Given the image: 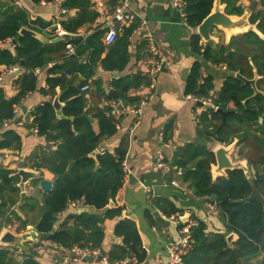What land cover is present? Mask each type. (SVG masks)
<instances>
[{"label":"trees","instance_id":"obj_1","mask_svg":"<svg viewBox=\"0 0 264 264\" xmlns=\"http://www.w3.org/2000/svg\"><path fill=\"white\" fill-rule=\"evenodd\" d=\"M37 4L42 1L30 0ZM186 22L196 27L211 11L214 0H184ZM239 0H220L225 4L227 14L241 15L244 7L237 4ZM261 9L251 12L249 21L256 23L257 29L264 35V0H259ZM66 11L75 9L73 17L61 20V26L68 32H75L85 23H91L97 12L91 9L90 0H64L61 4ZM47 22L39 18L31 19L29 12L14 4L13 0H0V42L14 38L16 42L13 52L9 47L0 46V65L24 61L25 72L16 79L18 92L15 96L6 98L0 88V124L9 118L13 104L28 91L36 87V77L33 70L46 65L65 49L63 41L42 42L29 34H19L21 27L38 33H43ZM103 30H93L82 41L80 37L71 39L75 44V55L88 54V60L83 63L74 61L70 64H54L50 71H78L91 77L93 69L100 65L103 70L121 71L126 65L128 55L125 44L114 47L104 58L100 55L104 49L101 42ZM243 42L250 46L245 52L234 44L232 38L228 45L211 46V41L205 45L199 44L200 36L192 35V44L195 53L213 63H225L230 74L224 79L220 91L213 98V102L223 110L229 111L226 115V124L218 128L221 116L212 109L204 110L199 122L202 125L204 136L225 144L238 137V142L247 137L246 131L239 135V124H257L264 115V96L261 93L253 94L249 84L234 76V72L250 76L251 65L247 61L250 54L253 68L264 80V40L255 32L237 34ZM115 49L120 53L115 55ZM245 60V61H244ZM200 62L195 60L186 83V93L198 97L208 96L212 90V81L209 76L199 82ZM141 76H124L115 78L111 82V89L105 92L99 79L93 80L95 86L92 98L95 105L84 110V94L80 92V85H72L64 76L49 77L47 79L48 93L55 95L54 88L58 85L61 92L58 99L64 102L61 109L62 118L57 119L51 102L47 101L38 106L34 112L33 123L41 135L50 140H58L56 148L44 152L36 168L44 167L53 175V188L42 198L41 214L34 223L36 231L48 234V240L64 248L74 245L80 247L100 248L103 239L101 223L106 218L120 215L121 208H108L109 199L114 198L122 185V160L127 149V141L122 139L114 152L96 154L90 153L106 138L116 131V119L110 114V100H121L124 104L138 102L136 96H130L129 90L142 83ZM229 104L233 107L230 108ZM97 120V130L92 127V120ZM55 133L52 135L51 133ZM18 136L14 129L8 128L0 134V148L9 147ZM214 154L206 146L185 144L180 147L173 157L177 168L186 169L182 173L185 180L190 181L195 195L213 200L219 211L218 218L225 230L223 232L209 231L202 220L190 227L191 246L183 256L182 264H264V171H258L252 181H248L241 169L227 170L225 176H217L212 180L210 164L214 163ZM264 164V157L262 158ZM193 164V165H192ZM12 170L0 167V218L5 216L9 209L8 202H15L19 197V188L15 186L18 176L11 175ZM15 195V198L11 196ZM83 198L84 203L96 210H103L98 215L90 212H72L62 220L57 218L70 200ZM16 199V200H15ZM35 198L28 197L19 204L22 212L35 206ZM167 215L177 211L173 206L169 210L163 209ZM12 216H15L12 212ZM72 224L68 225V221ZM59 223L57 228L55 224ZM25 227V222L22 225ZM19 231V230H18ZM234 233L236 239L229 244L226 235ZM113 233L122 238L121 244H113L107 252L109 263H116L133 257L135 263H142L146 259V251L142 246L136 224L124 218L119 220ZM0 264H16L11 253L5 246L0 245ZM19 264H40L33 256H27Z\"/></svg>","mask_w":264,"mask_h":264},{"label":"crops","instance_id":"obj_2","mask_svg":"<svg viewBox=\"0 0 264 264\" xmlns=\"http://www.w3.org/2000/svg\"><path fill=\"white\" fill-rule=\"evenodd\" d=\"M2 1L8 2V0ZM14 1L17 2V4L14 3L16 6L24 8L29 12L31 19L39 18L43 22H47V26L42 29L43 33H41L48 39L47 42H52V39L58 37L61 40L57 41H63L65 44L75 37H80L83 41L93 30H103L104 34L101 37V42L104 49L100 58H104L114 47L125 44L128 59L121 71H106L100 65H97L93 69L91 77L85 79V76L78 71H50V68L54 64L67 63L72 65L74 61L83 63L88 60L87 53L82 56L75 54L66 56L63 51L62 55H56L46 65L36 67L33 70L36 77L35 89L28 91L17 103L13 104L11 116L3 120V122L11 120L8 128L14 129L18 138L9 147L0 148V167L12 170L11 175H15V172L22 164L23 168L38 172L39 177L28 180L25 183V195L22 200L20 196L21 190L17 185L20 180L18 177V182L15 186L19 188V197L14 203L8 202L9 209L6 211L5 216L0 218V232L4 228L9 227L14 232L36 230L34 223L41 214L42 198L45 194L49 193H45L40 189L39 181L43 178L50 180L53 186L54 175L44 167L36 168L35 163L38 162L44 152L47 153L54 150L59 141L50 140L46 135L39 134L36 125L33 123L36 108L47 101L52 103L54 97L61 92L60 86L57 85L54 88V96L48 93L47 79L49 77L61 75L67 81L70 80L72 85L78 86L81 84L82 86L87 84L89 86L88 90H80L84 94V110L95 105V100L92 98L95 86L92 81L97 79L101 82L103 90L107 92L111 89V82L115 78L136 75L142 77V83L137 87L131 88L128 92L130 96H136L139 99L138 102L135 104H124L121 100H110L107 104L111 107L112 102H120L125 107H134L141 100L146 99L139 123L134 128L132 126L135 116L130 111L125 109L119 114L113 115L116 119L115 133L104 139L95 148L102 147L105 152L112 154L121 140L125 139L127 141V149L122 163L124 161L130 171L128 175H124L122 170V185L114 198L109 199L106 205L108 208L120 207L121 213L114 218H106L101 223L103 228L101 246L100 248H91L99 249L100 256L92 257V260H83L81 263H75L72 261L74 253L71 252V248H64L48 239L44 241L29 240L23 243L22 248L5 246L9 253L12 254L15 263L19 264L23 258L30 255L40 264H104L102 257H107V252L111 246L122 243V238L115 236L113 230L115 224L124 218L135 222L142 246L147 254L146 259L139 264H167L166 248L169 243H174L178 239L177 225H189L194 221L197 224L198 220H202L206 223L209 231L223 232L225 228L218 216L213 217L206 214V203L213 200L195 195L190 181L185 180L182 176V173L187 170L177 168L174 165V153L188 143L203 145L212 151L216 144L230 145L235 142L230 157L236 161L242 160L247 162L251 178L250 180L246 179L252 181L258 171H264V164L262 162V158L264 157V115L258 120L259 124L263 123L261 127L257 124L250 126L245 123L239 124L238 134L242 135L244 131L247 133L244 141L238 142L236 135L231 143L225 144L213 139H207L204 136L199 117L204 110L211 108L199 105V102H196L193 98L196 95L186 93V83L192 65L195 60L200 62L199 70L201 77L199 82H202V78L204 77L209 76L211 78L212 90L209 91L208 96L202 97L211 96L212 100L220 91L224 79L230 72L225 63H213L195 53L192 35L197 34L196 27H191L187 24L181 14L171 5L170 0H132L131 8L135 14L134 19L125 25V28L118 33L113 43L106 44L104 42L105 25L110 21L114 0H90L91 9L97 12V16L93 22L83 24L75 32H68L61 26V20L73 17L76 11L75 9L68 11L62 9L61 4L64 0L42 1L37 4L32 3L30 0ZM250 3L251 0H239L237 2L238 5L241 4L244 8H248ZM259 9H261V6L259 0H256L253 11ZM140 18L145 23L143 29H137L140 21H142ZM52 23H57L65 31V34L58 36L55 32L57 25H52ZM215 29L217 28L211 31V35L214 38L210 40L213 48L221 44L228 45L232 38L235 45H238L245 52H249L251 45L247 46L241 39V36L235 34L227 37L223 30ZM146 33L153 39L157 54L163 59V67L157 74V84L153 90L149 87L147 71L152 58L156 56H153L149 50L148 41L145 38ZM205 43L200 37L199 44L205 45ZM15 44L14 38H8L0 42V46L9 47L11 52H13ZM114 53L116 55L120 51L115 49ZM250 56V54L247 56V61L251 65V72L247 70V73L251 74L248 77L242 75L248 79L254 76L253 69H255L253 68ZM20 62H14L20 65V70L13 75L6 76L0 82V88H2L6 98L13 97L18 92L16 79L25 72V68L21 66ZM5 65L7 64L0 65V68ZM114 72H117V74ZM66 74H69L70 77L66 76ZM255 84L260 91H264V80L261 75H258ZM59 102L60 111L57 112L54 109L57 119L63 117L61 109L64 102L60 100ZM15 106L19 109L17 115L13 114ZM229 106L230 108L233 107L232 104H229ZM217 123L219 125L221 119ZM97 125V120L93 119L92 127L94 130L98 129ZM160 133H162L163 141L169 140L175 144L177 147L176 151L162 145L163 141L161 140ZM51 134L54 135L55 133ZM199 138L205 139L207 144L198 143L196 140ZM251 149L255 154L253 158ZM159 152H162L165 157L166 168L157 169L155 167V158ZM214 164L215 162L210 164V173ZM172 178L178 182V186L170 184ZM31 196L36 199L35 206L27 208L26 213H24L20 210L19 204ZM11 197L15 198V195ZM170 206H173L177 211L167 215L163 209L169 210ZM83 211L98 215L103 212V210H96L83 202V204L76 208L68 210H66L65 206L59 211L60 215L57 218L62 220L68 213H80ZM12 212H14L15 216H12ZM175 214L184 223L180 224L178 220L170 219V216ZM24 222L25 227H22ZM58 224L56 223L54 228H57ZM71 224L72 220H69L68 225Z\"/></svg>","mask_w":264,"mask_h":264},{"label":"built area","instance_id":"obj_3","mask_svg":"<svg viewBox=\"0 0 264 264\" xmlns=\"http://www.w3.org/2000/svg\"><path fill=\"white\" fill-rule=\"evenodd\" d=\"M131 1L132 0H114V6L111 12L110 21L107 22L105 25L106 33L104 35V42L106 44L113 43L116 40L118 33L121 32L123 28H125V25L129 22H132V19H134L135 14L133 13V10L131 8ZM14 3L17 4L16 1H14ZM170 3L181 14V16L186 21V14L184 10L185 1L184 0H170ZM55 24L57 25L56 31H55L56 34L58 36L64 35L65 31L57 23H52V25H55ZM144 26H145V23L142 20L140 21V24L138 25L137 29H143ZM145 38L148 41L149 50L152 52L153 56L154 55L156 56L155 58H152L150 67L147 71L148 77H149V87L150 89L153 90L157 84V74L161 71L163 67V59L157 54L155 43L153 39L150 37V35L146 33ZM75 48H76L75 44H73L71 41H68L65 44L64 54L66 56L74 55ZM19 70H20V65L18 63H12L9 65L2 66V68H0V82H2L6 76L13 75L17 73ZM66 76L70 77L69 74H66ZM88 89H89V86L87 84H84L80 87L81 91H86ZM193 98L196 102H199L202 106L211 108L212 110L217 109V106L214 104L211 96L209 97L195 96ZM145 103H146L145 98L141 100V102L137 106H134V107H125L120 102H117V103L112 102L111 103L112 108L110 110V114L117 115L125 109L130 111L135 116V121L132 126V128H134L139 123V119L142 113V108L145 105ZM18 111H19L18 107L15 106L13 109V114L17 115ZM10 121L11 120H6L0 124V133L3 132L6 128H8ZM34 129L36 130L35 127ZM160 136H161V140L163 141L162 133H160ZM162 145L174 151L177 150V147L175 146V144H173L169 140L163 141ZM98 153L104 154L105 150L102 147L98 148ZM165 161L166 160H165L163 153L159 152L155 158V167L157 169L166 168ZM122 170L124 172V175H128L130 172L124 161L122 163ZM170 184L174 186H178V182L174 178L170 180ZM83 202H84L83 198L69 201L66 203V210L70 208H76L77 206L83 204ZM218 213L219 211H218L216 202L208 201L206 203V214L208 216L216 217L218 216ZM59 215H60V212L57 214V216ZM170 219L175 220V221L178 220L180 224L184 223L183 221L181 222V218L177 214L170 216ZM192 225H196V222L195 221L191 222L189 225H182V226L177 225L178 239L174 243L172 242L169 243V245L166 248L167 264H182L183 256L189 250L191 243H192L190 230H189L190 226ZM71 252L74 253V257L72 258V261H74L75 263H81L83 262V260H85L86 257H89V256H93V257L100 256L99 249H91L88 247L73 246L71 247ZM129 260H132L133 262H135V259L131 257L123 261L112 263V264H125ZM102 262L104 264H111L109 263L107 257H102Z\"/></svg>","mask_w":264,"mask_h":264},{"label":"water","instance_id":"obj_4","mask_svg":"<svg viewBox=\"0 0 264 264\" xmlns=\"http://www.w3.org/2000/svg\"><path fill=\"white\" fill-rule=\"evenodd\" d=\"M255 3L256 0H251V3L249 4L248 8H244L243 13L241 15H235V14H227L224 10L225 4L221 3L220 0H214L210 13L196 26L197 34L201 37L203 41L208 42L214 38L211 35V31L214 28L223 30L226 33V35L228 30L238 28L239 29L238 31L230 33L227 37H230L231 35H235V34H242L252 31L255 32L260 38L264 40V35L257 29L256 23H251L249 21V16L251 12L254 10ZM19 34L32 35L42 42L48 41V39L41 33L35 32L25 27L20 28ZM57 40H61V38L60 37L54 38L51 41L55 42ZM20 64L21 66H24L23 61H21ZM253 72H254V76L249 79L239 74V72L235 73V77L241 79L244 83L249 84L251 86V88L253 89V94H252L253 96L256 95L257 93H261L264 96V91H260L255 84L258 77L256 70L253 69ZM114 73L117 74V72ZM198 104L201 105L200 103ZM52 105L57 112L60 111V102L58 99V95L54 97ZM216 111L221 116V123L218 125V128H221L223 125L226 124V115L228 111L223 110L220 107H218ZM201 139L199 138L196 141L201 144H205V143L207 144L205 139L204 140ZM234 145L235 142L227 146L223 144H216L214 146L212 152L214 154L215 164L212 166L213 168L211 169L212 178L215 179V177L218 175L225 176L227 170L241 169L245 177L248 180H250L251 177L247 162L242 160L232 161L230 157V153ZM97 153H98V149H94L90 155L95 156ZM15 175L20 178L19 183L17 185L21 190L20 196L22 200L25 195L24 192L25 183L28 182V180L38 178L39 174L38 172L23 168L21 164V167L18 168V170L15 172ZM39 187L45 193L50 192L53 188L51 181L44 178L40 179ZM49 235L50 233L40 234L36 230L14 232L9 228H4L0 232V245L9 246L13 248H22L23 243L25 241H29V240L44 241L49 238ZM234 238H235V234L231 232L226 235L225 239L229 244H231ZM92 257L93 256L86 257L85 260H92ZM125 264H135V263L132 260H129Z\"/></svg>","mask_w":264,"mask_h":264},{"label":"bare ground","instance_id":"obj_5","mask_svg":"<svg viewBox=\"0 0 264 264\" xmlns=\"http://www.w3.org/2000/svg\"><path fill=\"white\" fill-rule=\"evenodd\" d=\"M238 30H239L238 28H234V29L228 30L226 36H228V35H229L230 33H232V32H236V31H238Z\"/></svg>","mask_w":264,"mask_h":264},{"label":"rangeland","instance_id":"obj_6","mask_svg":"<svg viewBox=\"0 0 264 264\" xmlns=\"http://www.w3.org/2000/svg\"><path fill=\"white\" fill-rule=\"evenodd\" d=\"M215 30H217V29H215ZM217 32V31H216ZM216 32H215V34H216ZM225 146H227V145H225ZM252 150V149H251ZM251 155H252V158L255 156V154H254V151L252 150V152H251ZM232 159V158H231ZM232 161H236V160H234V159H232ZM213 168V167H212ZM236 239V235H235V238L233 239V240H235Z\"/></svg>","mask_w":264,"mask_h":264}]
</instances>
